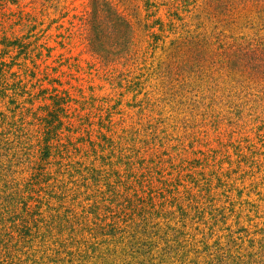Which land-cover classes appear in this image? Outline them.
<instances>
[{
	"label": "rangeland",
	"instance_id": "rangeland-1",
	"mask_svg": "<svg viewBox=\"0 0 264 264\" xmlns=\"http://www.w3.org/2000/svg\"><path fill=\"white\" fill-rule=\"evenodd\" d=\"M0 264H264V0H0Z\"/></svg>",
	"mask_w": 264,
	"mask_h": 264
},
{
	"label": "trees",
	"instance_id": "trees-1",
	"mask_svg": "<svg viewBox=\"0 0 264 264\" xmlns=\"http://www.w3.org/2000/svg\"><path fill=\"white\" fill-rule=\"evenodd\" d=\"M118 16H116V19L118 20V22H119V26L120 27H122V28H128V26H127V24H126V22H124L121 18L119 19V18H117Z\"/></svg>",
	"mask_w": 264,
	"mask_h": 264
}]
</instances>
